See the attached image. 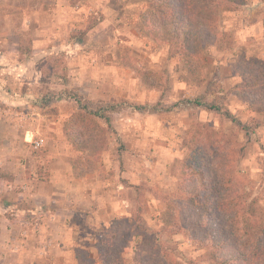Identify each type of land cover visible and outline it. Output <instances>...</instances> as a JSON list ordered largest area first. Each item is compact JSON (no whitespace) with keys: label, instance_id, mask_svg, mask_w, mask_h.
Here are the masks:
<instances>
[{"label":"rangeland","instance_id":"obj_1","mask_svg":"<svg viewBox=\"0 0 264 264\" xmlns=\"http://www.w3.org/2000/svg\"><path fill=\"white\" fill-rule=\"evenodd\" d=\"M237 3V10L208 13L216 17L220 44L205 40L200 78L185 79L172 45L140 26L150 0H0V50L23 63L26 78L11 74L0 87L5 104L0 103V264H213L212 247L196 236L203 229L183 219L189 202L178 177L191 146L212 139L221 140L218 146L230 153L226 176L235 196H244V205L253 208L248 214L240 207L236 218L248 216L249 236L264 240V124L257 121H264V113L238 95L241 89L258 95L254 106L264 107V0ZM13 34L17 48L8 42ZM48 57L63 61L58 74L67 69L68 83L45 81L42 67L49 65ZM213 80L208 98L227 94L228 107L250 125L249 133L194 106L157 113L137 109L196 98ZM77 94L120 107L112 114V127L98 120L107 128L109 147L101 168L91 173L109 183L112 192H102L105 200L120 188L118 196L130 202L117 217L104 205L95 209L82 186L73 195L63 191V201L56 204L54 165L65 167L59 148L66 146L71 167L70 158L77 155L64 130V122L80 111ZM148 128L160 135L151 140L143 134ZM12 131L14 136H5ZM37 139L44 141L40 148L34 147ZM167 141L172 142L169 152ZM70 198L79 199L80 220L88 213V222L99 228L92 242H82L84 248H73L76 226L67 237L73 247L61 244ZM163 210L172 212L182 229L167 233Z\"/></svg>","mask_w":264,"mask_h":264},{"label":"trees","instance_id":"obj_2","mask_svg":"<svg viewBox=\"0 0 264 264\" xmlns=\"http://www.w3.org/2000/svg\"><path fill=\"white\" fill-rule=\"evenodd\" d=\"M237 1L150 0L149 7L141 14L140 26L154 38L159 37L172 45L171 55L180 58L185 79L200 78L203 66L200 55L207 44L204 41L210 40L213 45L218 46L221 40V33L215 28L216 17L209 18L208 13L237 10L240 8ZM22 47L21 42L20 57L24 56ZM27 52L32 54L30 45ZM53 58L48 57L49 65L42 69L44 76L54 78L49 80L45 77V81L68 83L67 69L58 74L63 61L58 57L57 61ZM213 82L214 80L210 81L206 92L196 98L183 99L167 107L161 101L153 106L138 105L137 109L157 113L194 106L229 118L249 133L250 125L244 124L228 107L227 94L208 98V94L215 90ZM242 90L238 91V95L249 102L252 110L264 113V107L254 106L260 96ZM75 100L80 111L64 122V130L77 154L70 158L73 174L77 178H83L101 168L103 153L109 147L105 134L107 128L98 120H104L107 127H112V114L120 107L112 101H95L78 94ZM257 121L258 125L264 124V121ZM220 143L221 140L212 139L208 145L194 144L191 146V153L183 160L178 176L183 178L179 190L188 195L189 202L183 219L186 224L203 229L196 236L212 247L213 264H264L263 236H249L248 216L242 220L236 218L235 214L240 213V207L245 208L248 214H252L253 208L249 203L244 205V196H235L232 178L226 176L231 161L230 153L221 150L218 146ZM162 216L167 233L182 229L172 212L163 210Z\"/></svg>","mask_w":264,"mask_h":264},{"label":"crops","instance_id":"obj_3","mask_svg":"<svg viewBox=\"0 0 264 264\" xmlns=\"http://www.w3.org/2000/svg\"><path fill=\"white\" fill-rule=\"evenodd\" d=\"M9 38H10L8 41V42H10L9 45L13 44V46L17 48L18 47L17 43L19 42L17 36H15L13 34V35H9ZM17 52H18V49H17ZM16 54H15V56H16ZM21 70H23V71H21ZM11 74H13L17 78H20L21 81L26 80L23 63L20 62L18 59H16V57L10 58V57L6 56L5 53L0 50V87H2L5 84L6 78L9 79ZM0 103H1V105L2 104L5 105L2 102H0ZM152 130H153L152 128L151 129L148 128L145 130V133H143V134H146L148 136L151 135V137H150L151 140H153L154 137L156 138L158 135H160L157 132V129H154L157 132V136H155V133H153ZM28 133H31V131H28ZM14 135H15L14 131H12V133L5 134V136H14ZM3 136H4V134H3ZM171 145H172V142H168V141L166 142V144L164 145V148L167 149V151H165V152H169L168 148ZM69 146L67 148L71 149V147H69ZM65 147L66 146L64 145L63 148H59V153H60L59 157L65 163V167L59 168V166L54 165V171L55 172L53 173L54 175H53V178L51 179V182H53V189L55 191V198H57L56 200L58 201L56 204H58V203L60 204L63 201L62 196L65 195V193H63V191L69 189L71 195H73L72 193H75L77 190L75 187L82 186L86 189V192L89 195L88 200L91 199L92 202L95 203V205H96L95 209H97V207L100 208L102 205H104V207H106L107 210H109L111 212V214H113L114 217H117L119 215V212H121V210L124 208V205L130 203L128 200H124L120 196H118L119 195L118 192L121 189L118 188L117 193L115 194L114 197L112 196L110 201L105 200V198H104L105 193L103 194L102 192L103 191L109 192L108 195H110V193L112 192V190L109 189V183H107V180L106 179H104V180L98 179V178H96L98 176L97 175L95 176L94 174H91V175L89 174L83 178L75 177L73 174L71 165L66 160L67 157H66V154L64 153ZM172 148L170 149V151L174 150ZM71 152H73V149H71ZM3 182L5 185H8V183H9V181H7V180H3ZM47 183H49V182H47ZM95 183H97V185ZM9 186H11V184H9ZM71 197H73V196H71ZM58 198H59V200H58ZM75 199H73V198L69 199L68 208H69V214H71V215H63L64 221L61 222V229H60L61 230L60 235L62 238L61 244L65 245L67 248H70V249L73 246L71 245V239H69L67 237H69V235L72 233L71 228H74L73 226H76L79 229L78 230L79 232L77 231L79 234L77 241H76V239H74L75 246L73 248H75V249L76 248L78 249L79 247L84 248L85 245H82V242H84V243H86L88 241L92 242V240H94L93 237H98V234H99V228L95 227L90 222H88V218H89L88 213H86L84 215L85 217H81V220H80V216H82L80 214H82L83 212L82 211L79 212V210L75 209L78 206L76 203H78V200H79L78 198H77V200H75ZM52 202H53V199H52ZM74 218L77 219L76 221L80 220V222L79 223L73 222ZM82 219H83V221H82ZM105 220L106 219H103V222H105ZM100 225H102V223H100ZM73 231H74V229H73Z\"/></svg>","mask_w":264,"mask_h":264},{"label":"built area","instance_id":"obj_4","mask_svg":"<svg viewBox=\"0 0 264 264\" xmlns=\"http://www.w3.org/2000/svg\"><path fill=\"white\" fill-rule=\"evenodd\" d=\"M33 143L35 148H40L43 145L44 141L43 139H37Z\"/></svg>","mask_w":264,"mask_h":264}]
</instances>
